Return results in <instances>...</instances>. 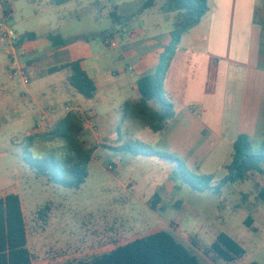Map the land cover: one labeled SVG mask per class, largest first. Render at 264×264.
I'll return each mask as SVG.
<instances>
[{
	"label": "crops",
	"instance_id": "obj_1",
	"mask_svg": "<svg viewBox=\"0 0 264 264\" xmlns=\"http://www.w3.org/2000/svg\"><path fill=\"white\" fill-rule=\"evenodd\" d=\"M145 1L71 0L55 5L52 0H6L15 31L9 27L20 37H36L22 43V62L31 79L23 86L28 97L12 94L13 83L0 80V113L47 133L69 113L81 116L86 131L83 141L93 149L92 162L110 175L104 191L112 195V202L123 204L116 210L125 217L144 214L149 225L151 220L167 223L162 214L168 209L180 216L191 211L196 219L203 218L196 225L192 223L195 235L188 236L199 247L210 249L224 232L209 245L199 235L217 223L216 216L222 217L223 210L220 205L207 211L184 203L177 193L183 180L173 175L180 160L191 170L214 161L212 168L222 163L224 169L228 161H221V155L224 153L230 162L240 135L264 139V0H209V12L182 36L164 78V97L173 105L174 116L159 132L140 119L124 118L125 104L141 97L138 80L157 70L173 39L176 13L166 9L165 0L139 12ZM105 15L115 21L108 31L74 27L86 20L99 21ZM120 22L122 30L115 25ZM125 33L129 39L118 48L104 45L106 35L124 37ZM6 45L0 36L9 73ZM74 62H80L96 84L92 99H86L68 82L67 66ZM128 62L133 65L126 69ZM51 76L60 77V81H50ZM130 142L153 145L178 159L120 150ZM107 155L113 159L103 167L100 160ZM109 165L113 170H108ZM231 210L235 213L240 209ZM226 227L231 233L225 234L245 250L241 261H247L249 252L248 263L264 264L262 246L248 250L227 221ZM130 229L136 230L133 226Z\"/></svg>",
	"mask_w": 264,
	"mask_h": 264
},
{
	"label": "rangeland",
	"instance_id": "obj_2",
	"mask_svg": "<svg viewBox=\"0 0 264 264\" xmlns=\"http://www.w3.org/2000/svg\"><path fill=\"white\" fill-rule=\"evenodd\" d=\"M113 20L109 15H105L99 21L86 20L81 24H75L74 27L83 31H108L112 28V22H115ZM9 25L15 31L13 20L9 22ZM115 25L118 29H123L121 22L115 23ZM113 36L121 44L126 43L124 39H129L127 33L124 37L116 34ZM3 51V47L0 46V80L13 83L12 94L18 97H28L20 80L9 78ZM131 65L133 63L128 62L125 68L127 69ZM48 79L60 81V77L57 76H51ZM31 123L33 124V122ZM30 134L35 136L32 149L35 156L40 157L51 152L60 156L65 153V144L61 140L41 143L47 135V131L39 132L34 125L19 124L7 115L0 113V197L9 193L20 195L26 219L28 246L33 254L32 264H77L80 261L90 260L97 255L110 252L137 238L165 229L192 249L199 256L202 264H229L217 257L215 253L207 251L209 248H201L190 239L188 234L195 235L192 223L196 225L203 218L196 219L191 211H187L186 216H180L174 209H168L162 214L167 223L158 222L155 224L154 220H151L150 225L144 214L132 213L125 217L122 212L117 211L116 209L119 210V206L123 204L112 202L110 200L112 195L104 191V185L107 184L110 175L98 167L99 165L95 162L91 161L89 164L88 179L79 190H58L46 185L44 181L37 180L22 162L23 147L29 143L28 135ZM251 140L255 147L254 151H259L263 138H251ZM89 144L91 145V143ZM135 150L140 156H149L144 153L153 155L155 152H160L155 150L153 145L149 147L135 146ZM223 154L221 161L229 162V158L223 157L225 156ZM167 155L175 160L178 159L172 154ZM112 159V155H107L100 160V163L104 167ZM180 161L183 169L193 177L214 175L218 182L227 175L226 170L221 167L222 163L212 168L211 165L214 161L211 162V165H204L200 170H191L182 160ZM209 172L212 174H208ZM180 177L176 170L173 178L179 179ZM122 179L127 178L122 176ZM179 182L180 187L177 193L184 203L207 211L220 205L223 210L222 217L219 214L216 216L218 217L217 223L210 226V230L206 234L199 235L204 244H212L221 232L231 233L226 227L227 221V224L234 229L235 237L238 236L245 248L248 250L252 246L264 248V204L258 198V190L264 188V174L253 173L243 182L227 184L220 189V193L217 195L210 191L196 193L183 181ZM217 182L213 183V186H216ZM131 187L132 185H128L129 189ZM244 196H246L245 200ZM231 207L234 211L235 209L240 210L234 213ZM110 209L112 210L108 211ZM249 217L253 218V226L257 228L256 233L244 224V221ZM131 226L136 230H127ZM249 256L248 252L245 257L247 261L239 260L238 263L233 262V264H250L248 263Z\"/></svg>",
	"mask_w": 264,
	"mask_h": 264
},
{
	"label": "trees",
	"instance_id": "obj_3",
	"mask_svg": "<svg viewBox=\"0 0 264 264\" xmlns=\"http://www.w3.org/2000/svg\"><path fill=\"white\" fill-rule=\"evenodd\" d=\"M61 5L71 0H52ZM157 0H146L139 12L153 8ZM166 9L176 13L172 43L163 54L157 70L142 76L138 80L140 99L127 102L124 106V118L140 119L154 132L162 131L166 121L174 116L173 105L164 97L163 82L171 60L184 34L200 23L209 12V0H165ZM36 34H27L20 38V43L33 40ZM70 86L86 99H92L97 91L96 84L82 68L80 62L67 66ZM86 135L81 116L69 113L54 125L41 143H52L61 140L65 144V153L58 156L51 152L35 156L33 144L35 136H29V143L23 147L22 162L37 180L44 181L55 189L79 190L87 181L88 166L92 161L93 149L83 141ZM138 143L130 142L120 150L138 155L135 150ZM252 140L247 135H240L233 145L230 162L224 166L227 175L216 181L213 175L193 177L183 169L179 161L178 172L183 182L196 193L207 191L219 193L220 189L230 183L247 180L253 173L264 174V139L260 150L254 151ZM163 159H173L162 152L153 155ZM213 186V183H216ZM258 198L264 204V189L258 190ZM246 196H244V200ZM244 224L254 233L257 228L253 218L249 217ZM213 252L227 263L240 260L245 250L225 233H221L211 245ZM33 254L28 246V233L22 200L18 193H9L0 197V264H32ZM76 264V263H67ZM77 264H202L199 256L175 235L167 230L137 238L125 245L118 246L110 252L97 255L90 260Z\"/></svg>",
	"mask_w": 264,
	"mask_h": 264
},
{
	"label": "built area",
	"instance_id": "obj_4",
	"mask_svg": "<svg viewBox=\"0 0 264 264\" xmlns=\"http://www.w3.org/2000/svg\"><path fill=\"white\" fill-rule=\"evenodd\" d=\"M0 15V36L7 44V56L10 62L9 78L12 80L19 79L23 86H28L31 79L28 74L27 66L22 62L25 49L22 43H20L21 37L9 27L11 16L6 10V0H0ZM103 42L105 46L111 49H116L119 46L113 34L106 35ZM108 170H113V167L109 165Z\"/></svg>",
	"mask_w": 264,
	"mask_h": 264
}]
</instances>
